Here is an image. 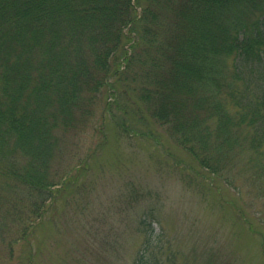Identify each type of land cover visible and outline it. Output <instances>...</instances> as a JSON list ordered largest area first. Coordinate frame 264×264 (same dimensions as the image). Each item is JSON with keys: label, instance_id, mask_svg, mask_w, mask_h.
<instances>
[{"label": "trees", "instance_id": "obj_1", "mask_svg": "<svg viewBox=\"0 0 264 264\" xmlns=\"http://www.w3.org/2000/svg\"><path fill=\"white\" fill-rule=\"evenodd\" d=\"M107 114L122 132L130 115L166 125L213 173L238 149L264 171V0H0V211L16 235L80 134L105 143ZM154 229L133 264H166Z\"/></svg>", "mask_w": 264, "mask_h": 264}, {"label": "rangeland", "instance_id": "obj_2", "mask_svg": "<svg viewBox=\"0 0 264 264\" xmlns=\"http://www.w3.org/2000/svg\"><path fill=\"white\" fill-rule=\"evenodd\" d=\"M124 122L128 132L107 114L99 149L92 124L80 134L60 162L71 165L63 184L25 237L0 211V264H133L151 225L166 264L172 249L175 264H264V171L249 154L236 150L213 173L166 125Z\"/></svg>", "mask_w": 264, "mask_h": 264}]
</instances>
